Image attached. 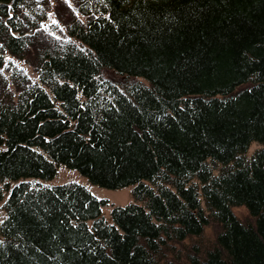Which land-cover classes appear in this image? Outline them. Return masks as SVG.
I'll list each match as a JSON object with an SVG mask.
<instances>
[{
  "label": "trees",
  "instance_id": "16d2710c",
  "mask_svg": "<svg viewBox=\"0 0 264 264\" xmlns=\"http://www.w3.org/2000/svg\"><path fill=\"white\" fill-rule=\"evenodd\" d=\"M74 1L60 39L50 0H0V264H264V147L246 157L264 143V0ZM7 51L40 83L14 68L12 90ZM60 165L135 202L110 224L81 184L10 187Z\"/></svg>",
  "mask_w": 264,
  "mask_h": 264
},
{
  "label": "rangeland",
  "instance_id": "374dc122",
  "mask_svg": "<svg viewBox=\"0 0 264 264\" xmlns=\"http://www.w3.org/2000/svg\"><path fill=\"white\" fill-rule=\"evenodd\" d=\"M64 4H67L69 7L76 9L74 0H50L51 7L48 11L47 18L42 22V27L48 34L54 37H57L60 39H72V37H70V35L68 34L64 21L59 19V15H58V6L64 5ZM14 68L22 69L26 74H28V76H30L33 82L40 83L39 75L35 71L32 65H30L25 60L12 55L11 53L7 51L4 53L2 71L8 78L10 88L12 90L15 89V86L11 79L12 71L14 70ZM103 78L112 79V80H115V82L123 79V77L116 75L112 72L110 74H105ZM143 81L145 80L143 79ZM263 147H264V143L253 142L251 146L249 147L248 151L246 152V157L247 158L251 157L257 150ZM212 166L214 167V170H215L214 173L218 174L224 165L221 163H218V164L212 163ZM21 182H27L31 187L54 186V185H60V184H65V183H71V182L81 184L85 186L87 189H89L91 193L95 195L97 198L108 200V204L102 207V213L105 219L110 224L114 223L113 218H112V210L114 206H126L130 203L135 202L134 195H133L134 185L126 186V187L119 188V189H109V188L101 187L99 185L92 184L78 170L70 169L64 165H60V167L58 168V174L51 180H43L39 178L23 179V180L16 181V182H10V187L12 188ZM8 196H9V193L7 192L5 195V198L2 201H0V239H2L1 225L7 217V212L4 208V203ZM234 211L243 220H247L248 217L250 216L249 211L246 207H235ZM88 223L90 227L93 226L92 220H90ZM216 232H217V226L207 227L205 236L202 239L203 246L200 242L201 238L196 241L192 240V243L196 242L201 249V252L199 255L200 258H202L205 255V252H206L205 250L212 246V243L214 241L213 238H215ZM190 246L191 245L189 243H186V245H184L182 249V252L183 253L187 252V247L190 248Z\"/></svg>",
  "mask_w": 264,
  "mask_h": 264
},
{
  "label": "bare ground",
  "instance_id": "6f19581e",
  "mask_svg": "<svg viewBox=\"0 0 264 264\" xmlns=\"http://www.w3.org/2000/svg\"><path fill=\"white\" fill-rule=\"evenodd\" d=\"M1 240V239H0Z\"/></svg>",
  "mask_w": 264,
  "mask_h": 264
}]
</instances>
